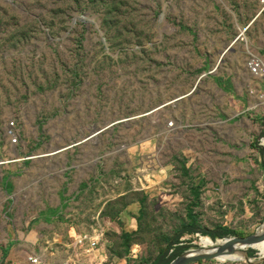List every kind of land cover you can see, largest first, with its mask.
Here are the masks:
<instances>
[{"label": "rangeland", "instance_id": "rangeland-1", "mask_svg": "<svg viewBox=\"0 0 264 264\" xmlns=\"http://www.w3.org/2000/svg\"><path fill=\"white\" fill-rule=\"evenodd\" d=\"M249 53H264L258 0H0V247L13 264H154L189 209L232 234L209 248L185 235V251L253 235L264 154L235 153L229 121L182 107L211 71L233 94L257 89ZM238 255L197 264H264Z\"/></svg>", "mask_w": 264, "mask_h": 264}, {"label": "crops", "instance_id": "crops-1", "mask_svg": "<svg viewBox=\"0 0 264 264\" xmlns=\"http://www.w3.org/2000/svg\"><path fill=\"white\" fill-rule=\"evenodd\" d=\"M245 71V76L251 81V75L246 67ZM204 76L213 79L214 85L208 82L205 86V90L203 91L202 96L199 97V99L190 100L188 101L189 103L183 102L182 107L194 109V111L190 112L188 115L191 116V119H195L196 121L201 120L205 123L207 119L211 118H217L218 120L224 119L226 121H229V131L232 133L235 139L233 141V145L235 146V153H239L244 146L248 147L249 149H256L258 155L261 156L260 150L264 147L257 146L258 138L255 139L254 145H251V138L253 137V135L258 133H260V136L264 134V118L262 119L260 117H257V115H255V117H252L253 115L250 113L251 109L253 108V105L251 106V103H257V101H254L256 100V97L251 95L249 92L250 88L243 94H233L230 91H227L224 87L225 85L219 83L216 77H211L212 73ZM257 83V89L264 88L263 82ZM183 98H185V96ZM198 106H201V108H198ZM254 109L257 110V113H259V111L264 113V106H259ZM259 129H262V131H259ZM7 218H9V214H7L5 210H3L0 213V221L6 222ZM7 233V237L10 238L11 230L8 229ZM0 248V264H13V255L16 251L15 248H13L9 244L7 246H1ZM7 248L8 250L6 257L3 259L2 250H6Z\"/></svg>", "mask_w": 264, "mask_h": 264}, {"label": "water", "instance_id": "water-1", "mask_svg": "<svg viewBox=\"0 0 264 264\" xmlns=\"http://www.w3.org/2000/svg\"><path fill=\"white\" fill-rule=\"evenodd\" d=\"M238 40V37L234 39V41L227 46L224 52L221 55L220 60L223 58L225 53L231 48V46ZM201 78L197 81L195 87L197 86L198 82ZM194 87V88H195ZM264 176V174H263ZM263 200H264V184H263ZM263 229L261 232L258 230L251 236L245 238H231L225 240L219 247L208 249V250H194L190 249L184 251L181 255L176 257L170 264H197L203 261H212V260H219V258L224 256H233L238 255L240 250L244 248H252L253 245L264 241V220H263ZM244 257L247 259V253H244ZM264 261V255L259 260ZM248 262H250L248 260Z\"/></svg>", "mask_w": 264, "mask_h": 264}, {"label": "trees", "instance_id": "trees-1", "mask_svg": "<svg viewBox=\"0 0 264 264\" xmlns=\"http://www.w3.org/2000/svg\"><path fill=\"white\" fill-rule=\"evenodd\" d=\"M261 156L264 154V148L260 150ZM196 196V195H195ZM188 218L190 219V223L188 225L182 226V228L176 232L173 240L170 243V249L172 252L168 255V251L163 253L162 255H159L156 260L154 261V264H170L176 257L181 255L186 249L187 246H177L179 244V241L181 238L185 235H201L203 237H209L211 240H216L217 238H223L228 235H231L232 232L223 229V230H213L209 231L206 229H203L200 227V225L197 224V217L193 214V211L189 209L188 212ZM128 235L125 237L128 239ZM174 247V249H172ZM7 250H2V256L3 259L6 257ZM248 253H251V250L247 251Z\"/></svg>", "mask_w": 264, "mask_h": 264}, {"label": "built area", "instance_id": "built-area-1", "mask_svg": "<svg viewBox=\"0 0 264 264\" xmlns=\"http://www.w3.org/2000/svg\"><path fill=\"white\" fill-rule=\"evenodd\" d=\"M262 10H264V0H258ZM246 68L251 75V78L256 82H263L264 84V54L258 53H249V56L246 61ZM213 73L212 71L207 74ZM250 94L256 97V104H253L254 108L259 106H264V88L263 89H250ZM168 125L171 127L173 122H169ZM8 134L11 137L12 142H16V132L14 130L13 122L9 123ZM257 145L259 147H264V134L257 140ZM85 239L82 238L79 242L82 243ZM95 242H92V245L95 246ZM29 263H34L33 258H28Z\"/></svg>", "mask_w": 264, "mask_h": 264}, {"label": "bare ground", "instance_id": "bare-ground-1", "mask_svg": "<svg viewBox=\"0 0 264 264\" xmlns=\"http://www.w3.org/2000/svg\"><path fill=\"white\" fill-rule=\"evenodd\" d=\"M262 180H263V183H262V185H263L264 184V176H263ZM262 229H263V224L259 227L258 232H261ZM200 244L204 248H209L210 246H212V241L209 238H207V237H203L200 240ZM252 248L257 250L259 255H261V256L264 255V241L253 245ZM241 258L242 257L240 255H233V256L221 257V258H219V260H221V261H225V260L236 261V260H241Z\"/></svg>", "mask_w": 264, "mask_h": 264}]
</instances>
